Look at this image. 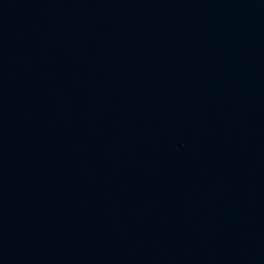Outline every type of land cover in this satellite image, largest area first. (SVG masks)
I'll return each mask as SVG.
<instances>
[{"label":"water","instance_id":"95a60500","mask_svg":"<svg viewBox=\"0 0 264 264\" xmlns=\"http://www.w3.org/2000/svg\"><path fill=\"white\" fill-rule=\"evenodd\" d=\"M0 264H264V0H0Z\"/></svg>","mask_w":264,"mask_h":264}]
</instances>
